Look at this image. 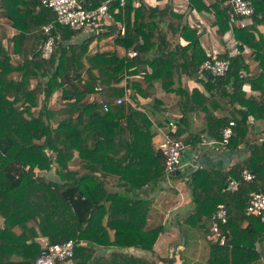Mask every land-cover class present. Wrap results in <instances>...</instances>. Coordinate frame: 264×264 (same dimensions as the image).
<instances>
[{"label": "trees", "instance_id": "obj_1", "mask_svg": "<svg viewBox=\"0 0 264 264\" xmlns=\"http://www.w3.org/2000/svg\"><path fill=\"white\" fill-rule=\"evenodd\" d=\"M79 1L92 8L104 0ZM247 1L254 9L251 22L239 26L230 22L234 10L229 0H188L187 6L208 20L220 40L232 31L233 47L225 45L219 51L220 58L229 59V68L223 75H213L202 68L209 49L201 44L199 27L184 22L183 12L169 4L125 0L106 31L71 41L81 30L55 21V12L41 0H0L2 11L18 30L11 38L13 51L23 59L7 67L8 53L0 46L6 55L0 60V264H33L44 244L38 236H46L45 244L74 240L73 255L57 264L174 262L153 251L163 225L142 231L152 202L142 194L173 190L167 185L164 155L152 140L154 122L167 120L165 108L152 95L157 86L177 95L181 116L173 121L175 130L168 132L185 147L204 141L191 128L195 112L203 115L207 137L219 141L223 127L233 120L226 146L246 143L247 131H258L255 123L248 124V116L264 121V0ZM49 22L54 45L44 56L41 45L49 34L43 25ZM113 32L114 46L120 44L126 51L123 55L115 47H90L95 38ZM131 50L136 52L132 56ZM250 62H255L254 69ZM7 69L21 75L7 78ZM181 72L201 81L205 91L182 87ZM244 83L259 92L248 94ZM125 86L130 88L128 100ZM56 91H61L57 101L62 106L49 103ZM138 95L151 98L141 106ZM118 97L121 102H116ZM220 99L236 109L225 117L216 115ZM244 169L253 173L251 179H244ZM229 177L238 180L236 191L223 190ZM184 178L195 203L182 218L184 223L206 233L217 203L227 207V221L221 226L227 242L205 238V264H261L255 244L264 240V212L247 215L245 207L252 191L264 192V137L228 170L198 168ZM243 218L248 220L245 227ZM131 247L144 254L129 252ZM102 248L108 249L107 254L97 253ZM8 252L13 257L5 259ZM147 253L153 258L148 259Z\"/></svg>", "mask_w": 264, "mask_h": 264}, {"label": "crops", "instance_id": "obj_2", "mask_svg": "<svg viewBox=\"0 0 264 264\" xmlns=\"http://www.w3.org/2000/svg\"><path fill=\"white\" fill-rule=\"evenodd\" d=\"M147 4H159L164 6L169 4L173 9L183 12L184 22L188 23L191 27L198 26L200 29V41L204 48L216 49L218 51H223L225 45L229 48L233 47L232 31L227 30L223 39L220 40L216 35L213 34L212 28L208 20L197 10L189 8L187 6L188 0H146ZM261 30L264 32V25H261ZM17 28H15L7 16L4 14L0 7V46L6 50L8 53L9 60L5 61L6 66L17 65L22 62V57L18 53L13 51L12 47V36L17 33ZM87 35L84 32H80L71 41H77ZM113 38L110 34L102 36L101 38H95L92 42L95 48L99 46L100 49H111L117 48L119 53L123 55L126 51L120 44H113ZM224 42V44H223ZM90 44V45H91ZM92 46V45H91ZM249 48H246L243 52L245 55L248 54ZM129 54V51H128ZM130 55V54H129ZM6 56V55H5ZM5 56L0 53V60H5ZM132 56V55H130ZM255 62H250V69H254ZM146 69L150 70V67L146 65ZM241 72L245 75L247 70L242 69ZM21 75L20 71L7 69L5 76L7 78L12 77L17 78ZM138 76V75H137ZM134 77V79L137 78ZM33 83V82H32ZM125 84V80L121 82ZM180 84L182 87L190 91L193 87L198 88L201 91H205L204 85L201 81L196 80L187 76L184 72L180 75ZM242 88L248 94H257L258 90L251 89L248 83H244ZM231 92V88L228 87ZM125 98H128L130 93V88L125 86ZM59 92L56 91L50 98L49 103L52 104L56 102L59 97ZM152 97H157L162 101V106L165 108L164 118L168 120H163L161 123L152 127L154 135L152 137L153 144L158 147V142L164 137L168 130H171L170 121H176L181 116V111L178 104V97L174 92H168L162 87L157 86ZM151 97L149 95L141 96L138 95L141 106L147 104ZM218 107L214 110V113L220 117H225L226 114L230 113L235 107L232 104L225 102L220 99ZM152 117V115L150 114ZM161 117V116H160ZM163 118V117H162ZM248 124H254L258 131L249 129L247 131V142L240 143L236 147H228L218 140L212 139L213 137H207L206 132H204L205 126H203V115H199L196 112L193 113L191 128L194 132L200 133L204 137L203 143L198 144L197 147H193L191 144H187L185 150L182 153L183 165L180 166L179 172H174L171 174L167 173V185L173 187L172 189H162L154 196L151 193L142 194L145 198H152L151 205L148 208L144 226L142 231L148 230L155 227L156 225H163L164 229L159 232L155 242L153 243V251L161 257H172L174 262L172 264H205V260L208 254V244L205 240V229L202 227H192L182 221V218L187 216L192 212L195 207V203L192 201L189 188L187 185V180L184 178L186 172L194 171L198 168H208L226 171L233 165L236 161L248 157L254 148L256 139H261L264 137L262 133L264 128V121H255L253 118L248 116ZM177 124V122H176ZM204 129V130H203ZM175 127H173V131ZM187 133H183L180 138H185ZM215 186V185H214ZM144 186L142 190L146 189ZM216 193V189L213 190ZM209 224V223H208ZM248 224V220L243 218L242 227ZM209 226V225H208ZM110 235L113 236V229L109 230ZM37 241L41 244L47 241L46 236H38ZM256 249L261 255V264H264V240L256 241ZM129 252L133 254H144L143 250H138L137 248H129ZM108 249L98 250L97 253L101 255L102 253L107 254ZM8 257H11V252L7 253ZM148 259H152L153 255L147 253Z\"/></svg>", "mask_w": 264, "mask_h": 264}, {"label": "built area", "instance_id": "obj_3", "mask_svg": "<svg viewBox=\"0 0 264 264\" xmlns=\"http://www.w3.org/2000/svg\"><path fill=\"white\" fill-rule=\"evenodd\" d=\"M233 6L234 14L230 17L231 23L239 26H245L251 22L253 6L247 0H229ZM43 6L52 9L55 12V21L67 25L72 29L81 30L89 34L103 31L114 20V14L117 13L125 0H104L101 4L92 8H85L79 0H41ZM113 3L111 9L109 6ZM53 23L49 22L43 25V29L49 34L47 39L41 45V52L44 56H49L54 45V38L50 34ZM124 27H121L123 33ZM134 50L129 51L134 55ZM206 59L202 68L213 75H223L229 68V59L219 57V51L209 49L206 52ZM123 98L118 97L116 102H121ZM171 130L175 127L173 121L169 122ZM234 121L231 120L222 129L220 143L226 145L233 134ZM158 148L164 155L165 171L170 173L183 165L182 153L185 150V144L181 139L175 138L168 133L158 142ZM243 177L249 180L253 173L247 169L243 170ZM239 188V182L233 177H229L223 186L224 191H236ZM264 212V192L252 191L248 204L245 207L247 215H262ZM227 207L224 202H218L211 216L209 230L205 233V238L219 244L227 242V235L222 229V224L227 221ZM75 242L73 239H67L63 242L44 243L41 252L34 259L33 264H57L58 261H65L70 258L74 252Z\"/></svg>", "mask_w": 264, "mask_h": 264}, {"label": "rangeland", "instance_id": "obj_4", "mask_svg": "<svg viewBox=\"0 0 264 264\" xmlns=\"http://www.w3.org/2000/svg\"><path fill=\"white\" fill-rule=\"evenodd\" d=\"M117 26H119L120 24H121V22L120 21H118V20H116L115 22H114ZM108 29V27H106L105 29H103V31H106ZM212 30V29H211ZM213 31V30H212ZM122 33V32H121ZM110 35L112 36V37H114V35H115V33L113 32V33H110ZM114 44V43H113ZM92 45V46H91ZM90 45V47H94V43H92ZM106 49V48H105ZM144 66V65H143ZM146 67V66H145ZM59 92V96H60V93H61V91H58ZM59 98V97H58ZM126 99V98H125ZM126 100H128V98L126 99ZM59 101V102H58ZM56 100V102H53L52 104H54V106L56 107H58V106H62V101L61 100ZM8 254L6 253V255L4 256L5 257V259L8 257L7 256ZM11 257H13V255L11 254Z\"/></svg>", "mask_w": 264, "mask_h": 264}, {"label": "water", "instance_id": "obj_5", "mask_svg": "<svg viewBox=\"0 0 264 264\" xmlns=\"http://www.w3.org/2000/svg\"><path fill=\"white\" fill-rule=\"evenodd\" d=\"M181 168V167H180ZM180 168H177L176 170L172 171V173L174 172H179Z\"/></svg>", "mask_w": 264, "mask_h": 264}]
</instances>
